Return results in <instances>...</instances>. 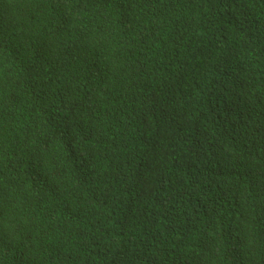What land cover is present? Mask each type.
I'll return each instance as SVG.
<instances>
[{
	"label": "trees",
	"instance_id": "trees-1",
	"mask_svg": "<svg viewBox=\"0 0 264 264\" xmlns=\"http://www.w3.org/2000/svg\"><path fill=\"white\" fill-rule=\"evenodd\" d=\"M198 220L264 264V0H0V264H176Z\"/></svg>",
	"mask_w": 264,
	"mask_h": 264
},
{
	"label": "clouds",
	"instance_id": "clouds-1",
	"mask_svg": "<svg viewBox=\"0 0 264 264\" xmlns=\"http://www.w3.org/2000/svg\"><path fill=\"white\" fill-rule=\"evenodd\" d=\"M232 220L236 223L235 218H232ZM178 224L188 223L181 221L178 222ZM203 230L206 231L201 234L200 237L202 239L197 240V237H199L198 232ZM217 239L219 238L210 222L204 220L196 221L188 231L186 237L179 242V244H181L182 254L176 264H196L201 251H205L204 254L211 252ZM201 243L204 244V246L201 245ZM235 252H238V249ZM204 260L205 258L202 256L200 264H204Z\"/></svg>",
	"mask_w": 264,
	"mask_h": 264
}]
</instances>
